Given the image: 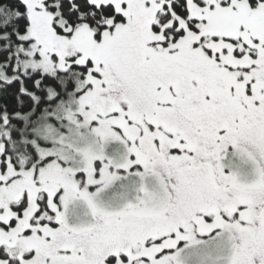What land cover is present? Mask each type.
Segmentation results:
<instances>
[{
  "label": "snow or ice",
  "instance_id": "6c2138e0",
  "mask_svg": "<svg viewBox=\"0 0 264 264\" xmlns=\"http://www.w3.org/2000/svg\"><path fill=\"white\" fill-rule=\"evenodd\" d=\"M0 264H264V0H0Z\"/></svg>",
  "mask_w": 264,
  "mask_h": 264
}]
</instances>
